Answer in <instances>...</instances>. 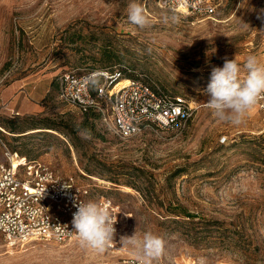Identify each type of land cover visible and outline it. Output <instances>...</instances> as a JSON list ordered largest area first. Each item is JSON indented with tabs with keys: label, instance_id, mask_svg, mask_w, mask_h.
<instances>
[{
	"label": "rangeland",
	"instance_id": "374dc122",
	"mask_svg": "<svg viewBox=\"0 0 264 264\" xmlns=\"http://www.w3.org/2000/svg\"><path fill=\"white\" fill-rule=\"evenodd\" d=\"M132 2L0 0V138L90 185L91 199L121 205L129 214L121 236L161 237L151 264H264V111L256 103L236 126L203 103L225 58L236 56L241 78L249 55L264 63V23L254 11L264 0H223L214 16L135 0L149 19L144 28L128 20ZM113 66L185 97L193 106L186 126L123 139L59 98L62 73ZM135 256L131 246H14L0 236V264H129Z\"/></svg>",
	"mask_w": 264,
	"mask_h": 264
},
{
	"label": "built area",
	"instance_id": "2783aa9c",
	"mask_svg": "<svg viewBox=\"0 0 264 264\" xmlns=\"http://www.w3.org/2000/svg\"><path fill=\"white\" fill-rule=\"evenodd\" d=\"M223 0H160L161 6L199 16H214ZM59 98L81 114L96 116L101 125L128 139L186 126L192 104L183 96L165 91L146 75L122 66L83 72L67 71L59 78ZM257 104L264 111V96ZM5 160L0 159V236L10 245L41 240L79 241L72 228L78 201L107 205L115 224L114 243L105 251L120 249V237L129 214L111 199L90 198V185L74 176L61 177L46 163L12 152L2 141ZM70 188H65L64 185ZM129 264L141 260L128 257Z\"/></svg>",
	"mask_w": 264,
	"mask_h": 264
},
{
	"label": "clouds",
	"instance_id": "9594fccd",
	"mask_svg": "<svg viewBox=\"0 0 264 264\" xmlns=\"http://www.w3.org/2000/svg\"><path fill=\"white\" fill-rule=\"evenodd\" d=\"M257 11V18L264 23V9ZM128 20L139 28L149 24L144 8L133 0L128 6ZM264 29V28H262ZM241 65L234 59L225 58L223 67H213L210 82L205 90L209 98L204 106L221 122L239 126L245 122L250 109L264 96V63L255 55H249L243 65L245 75L241 78ZM65 188H70L66 184ZM77 211L71 221L82 246L104 252L114 243L117 219L107 205L96 201H78ZM122 246H131L141 264H151V261L161 256L164 241L152 232H145L138 237L136 229L131 236H121Z\"/></svg>",
	"mask_w": 264,
	"mask_h": 264
},
{
	"label": "trees",
	"instance_id": "16d2710c",
	"mask_svg": "<svg viewBox=\"0 0 264 264\" xmlns=\"http://www.w3.org/2000/svg\"><path fill=\"white\" fill-rule=\"evenodd\" d=\"M101 69H104V68H101ZM91 71H94V70H100V69H90ZM84 115L87 119H94L96 120V116H93V115H89V114H82ZM52 128V127H50ZM178 216L181 215V214H177ZM187 216H191V215H187Z\"/></svg>",
	"mask_w": 264,
	"mask_h": 264
}]
</instances>
